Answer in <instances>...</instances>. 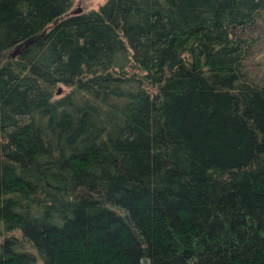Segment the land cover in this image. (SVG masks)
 Returning <instances> with one entry per match:
<instances>
[{
    "label": "trees",
    "instance_id": "1",
    "mask_svg": "<svg viewBox=\"0 0 264 264\" xmlns=\"http://www.w3.org/2000/svg\"><path fill=\"white\" fill-rule=\"evenodd\" d=\"M263 10L0 0V264H264Z\"/></svg>",
    "mask_w": 264,
    "mask_h": 264
},
{
    "label": "rangeland",
    "instance_id": "2",
    "mask_svg": "<svg viewBox=\"0 0 264 264\" xmlns=\"http://www.w3.org/2000/svg\"><path fill=\"white\" fill-rule=\"evenodd\" d=\"M106 1L107 0H72V12L80 13L98 10ZM244 37H247L252 44L250 55L243 64L244 74L248 79L264 85V10L256 18L255 23L245 30ZM70 90V87L59 85L55 97L58 98ZM3 235L0 234V242L2 241Z\"/></svg>",
    "mask_w": 264,
    "mask_h": 264
},
{
    "label": "water",
    "instance_id": "3",
    "mask_svg": "<svg viewBox=\"0 0 264 264\" xmlns=\"http://www.w3.org/2000/svg\"><path fill=\"white\" fill-rule=\"evenodd\" d=\"M58 93H59V91H58Z\"/></svg>",
    "mask_w": 264,
    "mask_h": 264
}]
</instances>
